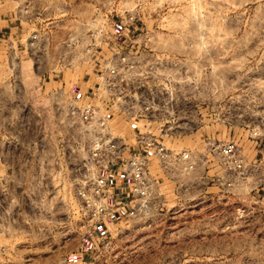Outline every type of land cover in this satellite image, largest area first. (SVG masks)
I'll list each match as a JSON object with an SVG mask.
<instances>
[{"label":"rangeland","instance_id":"374dc122","mask_svg":"<svg viewBox=\"0 0 264 264\" xmlns=\"http://www.w3.org/2000/svg\"><path fill=\"white\" fill-rule=\"evenodd\" d=\"M106 57L116 88L159 95L155 119L116 115V134L136 123L198 156L232 142L246 174L198 166L175 196L165 182L156 216L98 222L74 193L50 93ZM12 155L27 163L17 176L0 163V264H264V0H0V161Z\"/></svg>","mask_w":264,"mask_h":264},{"label":"built area","instance_id":"2783aa9c","mask_svg":"<svg viewBox=\"0 0 264 264\" xmlns=\"http://www.w3.org/2000/svg\"><path fill=\"white\" fill-rule=\"evenodd\" d=\"M95 67L81 86L72 85L67 90L64 85L50 93V100L56 120L67 131L58 145L64 161L71 166L74 193L84 207L96 213L98 222L106 226L105 223L124 219L146 220L156 216L166 199L165 182L173 184L171 194L175 196L180 187L192 185L184 180L198 166L218 169L226 164L236 178L246 174L232 142L211 143L205 148V155L198 156L187 149L167 148L159 137L142 132L136 123L132 124L130 138L116 134L112 124L116 115L125 124L135 119H155L153 107L159 100L158 91L127 82L122 89L116 88L114 77H107V57ZM28 113L15 117L14 123L26 120V125H30ZM36 118L33 124L40 137L30 139L35 146L45 141L44 121L40 115ZM12 142L17 146L19 139ZM0 163L17 176L27 160L21 163L20 155L15 160L12 155L8 162ZM214 181L221 185L217 174Z\"/></svg>","mask_w":264,"mask_h":264},{"label":"bare ground","instance_id":"6f19581e","mask_svg":"<svg viewBox=\"0 0 264 264\" xmlns=\"http://www.w3.org/2000/svg\"><path fill=\"white\" fill-rule=\"evenodd\" d=\"M139 127H141V126H139Z\"/></svg>","mask_w":264,"mask_h":264},{"label":"crops","instance_id":"0c3cea01","mask_svg":"<svg viewBox=\"0 0 264 264\" xmlns=\"http://www.w3.org/2000/svg\"><path fill=\"white\" fill-rule=\"evenodd\" d=\"M80 90H81V88H80Z\"/></svg>","mask_w":264,"mask_h":264}]
</instances>
